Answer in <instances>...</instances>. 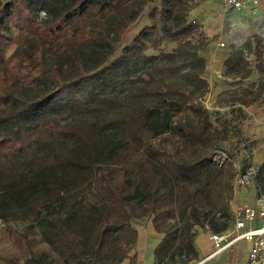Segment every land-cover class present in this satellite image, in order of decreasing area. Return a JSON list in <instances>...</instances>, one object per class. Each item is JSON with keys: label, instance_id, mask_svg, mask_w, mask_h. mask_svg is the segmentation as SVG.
Masks as SVG:
<instances>
[{"label": "trees", "instance_id": "16d2710c", "mask_svg": "<svg viewBox=\"0 0 264 264\" xmlns=\"http://www.w3.org/2000/svg\"><path fill=\"white\" fill-rule=\"evenodd\" d=\"M147 1L0 0V64L17 45L8 71L0 69V219L34 223L44 214L72 264L88 263L87 248L100 264L120 244L131 250L134 218L152 215L165 235L157 264H188L198 258L196 227L223 233L230 223L239 173L210 159L219 142L202 104L210 84L200 54L210 40L187 20L193 0H163L161 17L172 27L165 32L179 41L173 52L143 53L153 25L115 57ZM252 56L264 74V43L253 36L231 48L223 77L250 78ZM263 92L264 79L238 102L253 105ZM163 136L183 148L162 152L153 141ZM83 202H91L89 217L79 214ZM28 264L52 263L32 253Z\"/></svg>", "mask_w": 264, "mask_h": 264}, {"label": "rangeland", "instance_id": "374dc122", "mask_svg": "<svg viewBox=\"0 0 264 264\" xmlns=\"http://www.w3.org/2000/svg\"><path fill=\"white\" fill-rule=\"evenodd\" d=\"M162 7L163 0L147 1L139 18L126 29L123 41L116 49L115 57L121 54L122 49L126 45H133L134 38L143 29L153 25L157 26V31L150 39L144 41L147 48L143 50V53L147 56L158 57L162 52L170 53L174 51L179 41H171L169 34L165 32H170L172 27L170 23L166 22L161 17ZM43 15L44 13L40 11L39 17L41 18ZM13 34L16 35V33ZM74 35L75 29L72 28L67 33L66 38H72ZM200 35H202V33ZM16 48L17 45L9 47L5 55L6 61L0 64V69L3 71H8L9 62ZM200 54L207 61V59L211 60L218 56L220 51H217L216 48L213 49L209 44ZM251 59L253 61V70H257L255 68L254 56H252ZM158 63L159 61L157 60L153 63H147V66L156 65ZM141 66L142 64L139 63L135 70L139 71ZM222 74H220L217 64H210L208 72L204 75V77H207L209 80L210 86L202 99V104L209 112L213 138L217 143L219 142L218 149L212 153L210 159L215 163L233 167L237 173H242L249 167H254L258 173H260L256 178L261 180V187L264 193V167L262 168L264 159L261 160L258 166L252 164L250 161V159L256 156L264 157V134L261 137L258 135L257 131L255 136L250 134V138L248 139L242 136L244 125L247 120L252 117V109L264 106V92L253 105L245 106L238 102L239 99L248 100L254 97L258 84L264 79V76H262L261 73L260 75L256 73V77L251 80L230 82L221 77ZM247 92L249 94H247ZM186 115H189L191 119L194 117L193 113L190 111L186 112ZM252 127L251 129L253 132L254 128ZM226 135H228L227 140L221 142L220 140L222 137ZM153 142L162 152L169 155L183 148L179 143V138L176 136H163ZM90 203L91 202L81 203L82 207L79 212L81 217H89V213L92 211ZM94 211L99 214L97 210ZM151 217L153 218V215ZM42 218H44V214L34 223L5 222L0 219V264H8L7 261L11 258L17 259L20 264H28L32 253H46L52 264H72L70 260L66 259L55 237L53 238L51 235V233L55 231V227L50 221L41 220ZM136 220L145 221L146 218H134V222ZM118 246L119 247L115 249L116 253L114 252L117 258L127 256L128 253H130L128 245L120 244ZM90 251L91 250L87 248L86 253H90L86 259L88 262L87 264H100L97 262V258L91 255ZM115 256H111V259L104 258L105 261L103 263L111 264Z\"/></svg>", "mask_w": 264, "mask_h": 264}, {"label": "crops", "instance_id": "0c3cea01", "mask_svg": "<svg viewBox=\"0 0 264 264\" xmlns=\"http://www.w3.org/2000/svg\"><path fill=\"white\" fill-rule=\"evenodd\" d=\"M187 20L189 23L198 25L200 33L210 40L212 48L220 51L218 56L211 60L207 59L208 65L205 74L208 72L210 64H217L220 74H222L224 62L227 60L231 48L242 47L253 36L260 37L264 43V0H258L256 6H252L250 3L241 10L227 9L221 0H193ZM256 73L260 75L257 70H253L252 76L246 80L255 78ZM261 75L264 76V74ZM207 81L209 82L208 79ZM226 81L238 82L240 80L226 79ZM252 111V117L247 120L242 129V136L247 139L250 138V134L255 136L257 131L261 137L264 134V106L256 107ZM251 127L254 128L253 132ZM263 159V156H256L250 161L258 166ZM261 186L256 175L253 178L252 186L248 188L234 186L233 195L228 205L230 223L226 232L233 231L235 215L241 206H254L256 200L264 196ZM259 224L260 222L255 221L252 226H259ZM132 225L138 232L136 242L127 257L117 264H157L154 255L155 249L165 235L155 229L152 217L146 218L145 221H133ZM195 231L194 243L198 258L188 264H250L251 242L240 240L229 249L213 255L214 245L209 238L211 232L200 227H196Z\"/></svg>", "mask_w": 264, "mask_h": 264}, {"label": "built area", "instance_id": "2783aa9c", "mask_svg": "<svg viewBox=\"0 0 264 264\" xmlns=\"http://www.w3.org/2000/svg\"><path fill=\"white\" fill-rule=\"evenodd\" d=\"M227 9L241 10L250 3L252 6L258 4V0H221ZM256 173L254 167H249L243 173L236 175L234 186L248 188L253 184ZM258 221L259 226H252ZM210 240L214 245L213 255L232 247L236 242L245 240L251 242L249 254L250 264H264V196L256 200L254 206L243 205L235 215L234 228L232 232L210 233Z\"/></svg>", "mask_w": 264, "mask_h": 264}]
</instances>
